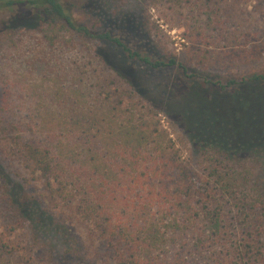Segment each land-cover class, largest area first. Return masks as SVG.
<instances>
[{
  "label": "trees",
  "instance_id": "1",
  "mask_svg": "<svg viewBox=\"0 0 264 264\" xmlns=\"http://www.w3.org/2000/svg\"><path fill=\"white\" fill-rule=\"evenodd\" d=\"M115 1L0 0V32L35 40L20 64L53 71L48 51L78 45L128 86L112 85L110 75L86 83L77 72L76 80L52 82V93L33 94L28 83L0 80V264H189L190 257L264 264V130L247 141L199 134L173 106L194 87L209 101L211 92L263 84L264 67L223 81L199 75L217 90L192 83L179 100L165 101L196 155L185 163L162 128L149 129L116 99L137 93L132 71L143 79L158 70L197 75ZM222 2L192 3L205 28H219L221 13L232 16ZM247 26L221 62L238 48L244 61L260 55L264 13Z\"/></svg>",
  "mask_w": 264,
  "mask_h": 264
},
{
  "label": "rangeland",
  "instance_id": "2",
  "mask_svg": "<svg viewBox=\"0 0 264 264\" xmlns=\"http://www.w3.org/2000/svg\"><path fill=\"white\" fill-rule=\"evenodd\" d=\"M115 2L119 4L122 12H127L136 22L138 20L140 26H145L152 34L158 36L161 51L173 54L176 60L186 64L188 70L197 75L191 79L179 76L176 70H158L148 72L143 79L137 72L132 71L130 74L137 85V93L132 91L135 93L130 94L132 98H123L120 95L116 101L121 100L122 111H131L134 117L141 116V120L149 129L155 124L162 128L167 134L168 143L176 150L179 160L185 163L193 162L196 155L170 103L172 100H179L188 87L192 88L190 87L192 83H197L209 91L217 90L216 87L203 84L199 75H205L207 78L218 77L223 81L228 75L238 78L249 69L257 70L264 67V42L261 41H257L260 44L258 51L260 55L249 58V61H244L240 48L231 52V57L226 58V61L219 60L220 54H224L228 47L236 46L242 39L244 30L250 32L248 23L258 22L259 15L264 13V0H223L222 5L231 6L233 11L232 16L222 13L218 15L214 24H220L219 28L214 25L205 28L204 19L196 16V11L192 7L194 0H188L187 3L175 0ZM235 24L239 26L237 30L234 29ZM28 35L29 33L23 31L16 33L15 36L0 32V80L8 79L11 84L18 86L22 82L28 83L31 88L33 87V94L37 92L46 94L53 92L52 82L64 80L67 83L71 79L76 80L75 75L79 72L78 75L85 74L80 81L93 84L97 79L96 75L101 77L110 75L112 85L115 84L121 90H128V86L101 65L89 50H83V47L78 45L71 47L69 44L63 45L58 42L54 49L48 51L52 58H55L53 71L40 72L35 67L26 68L25 63L20 64L17 57L26 56V53L35 49V40ZM249 38L252 39L251 36ZM110 56L117 66L123 64V60L116 52ZM244 62L247 64L243 65ZM168 99L170 103L165 106ZM173 106L182 112L187 122H192L194 130L199 134L247 141L256 130H264V83L243 84L226 93L211 92L209 101L201 99L194 87L193 91L188 90L185 98ZM27 231L31 240V231L29 228ZM70 235L75 239L80 236L72 228ZM55 244L61 246L62 243L55 241ZM189 264H201V260L190 257Z\"/></svg>",
  "mask_w": 264,
  "mask_h": 264
}]
</instances>
